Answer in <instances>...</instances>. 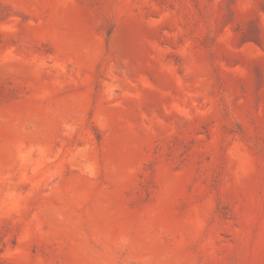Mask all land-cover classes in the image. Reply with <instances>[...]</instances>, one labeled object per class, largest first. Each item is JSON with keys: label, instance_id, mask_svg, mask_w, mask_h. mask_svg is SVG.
<instances>
[{"label": "rangeland", "instance_id": "374dc122", "mask_svg": "<svg viewBox=\"0 0 264 264\" xmlns=\"http://www.w3.org/2000/svg\"><path fill=\"white\" fill-rule=\"evenodd\" d=\"M0 264H264V0H0Z\"/></svg>", "mask_w": 264, "mask_h": 264}]
</instances>
